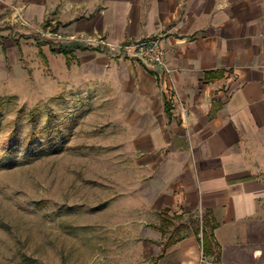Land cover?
<instances>
[{
  "label": "crops",
  "instance_id": "crops-1",
  "mask_svg": "<svg viewBox=\"0 0 264 264\" xmlns=\"http://www.w3.org/2000/svg\"><path fill=\"white\" fill-rule=\"evenodd\" d=\"M70 8L57 16L77 48L159 37L165 51V69L130 56L117 68L144 172L134 191L161 219L147 228L143 264H264V0H71ZM164 219L175 223L167 240L177 241L163 251ZM204 219L217 259L204 256Z\"/></svg>",
  "mask_w": 264,
  "mask_h": 264
},
{
  "label": "rangeland",
  "instance_id": "rangeland-1",
  "mask_svg": "<svg viewBox=\"0 0 264 264\" xmlns=\"http://www.w3.org/2000/svg\"><path fill=\"white\" fill-rule=\"evenodd\" d=\"M70 3L0 0V264L148 263L161 219L134 191L123 56L74 46L57 16Z\"/></svg>",
  "mask_w": 264,
  "mask_h": 264
},
{
  "label": "built area",
  "instance_id": "built-area-1",
  "mask_svg": "<svg viewBox=\"0 0 264 264\" xmlns=\"http://www.w3.org/2000/svg\"><path fill=\"white\" fill-rule=\"evenodd\" d=\"M99 45L110 49L118 55L135 57L151 68L162 67L165 69V51L159 37H152L136 42L107 43L98 40Z\"/></svg>",
  "mask_w": 264,
  "mask_h": 264
},
{
  "label": "trees",
  "instance_id": "trees-1",
  "mask_svg": "<svg viewBox=\"0 0 264 264\" xmlns=\"http://www.w3.org/2000/svg\"><path fill=\"white\" fill-rule=\"evenodd\" d=\"M61 50H64V49H61ZM67 56H68V53H67ZM169 111H170V108L168 106L167 112L169 113ZM164 222L166 223L167 220L164 219ZM160 228L163 234L164 226ZM213 230H214V227L210 223V221L208 219H204L203 228H202V247H203L204 256H214L217 259L218 245L215 241ZM176 241H177L176 239H171V238L168 239L167 242L164 244L162 250L164 251L167 247L171 246ZM159 258L161 257H158V259Z\"/></svg>",
  "mask_w": 264,
  "mask_h": 264
}]
</instances>
